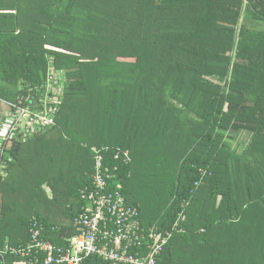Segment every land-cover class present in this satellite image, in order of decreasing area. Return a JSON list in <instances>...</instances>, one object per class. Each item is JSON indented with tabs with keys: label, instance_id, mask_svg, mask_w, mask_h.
<instances>
[{
	"label": "trees",
	"instance_id": "trees-1",
	"mask_svg": "<svg viewBox=\"0 0 264 264\" xmlns=\"http://www.w3.org/2000/svg\"><path fill=\"white\" fill-rule=\"evenodd\" d=\"M0 99L55 122L3 145L0 249L76 233L95 146L145 227L179 221L158 264H264V0H0Z\"/></svg>",
	"mask_w": 264,
	"mask_h": 264
},
{
	"label": "built area",
	"instance_id": "built-area-1",
	"mask_svg": "<svg viewBox=\"0 0 264 264\" xmlns=\"http://www.w3.org/2000/svg\"><path fill=\"white\" fill-rule=\"evenodd\" d=\"M62 76V71L50 73L51 89ZM58 95L54 96L55 104L60 103ZM21 102V99L18 103L5 102L4 115L8 119L5 118L7 123L4 121L0 127L1 156L3 145L11 143L15 137L23 134L25 140L43 126L55 123L48 99L43 108L35 110ZM25 119L29 133L23 127ZM91 150L94 172L90 186L79 190L83 204L72 220L76 233L66 237L63 244H56L44 237L48 229L46 224L32 216L28 223L29 241L17 246L7 241L0 249L3 261L6 254H12L17 258L14 264H158L159 256L172 237L183 231L179 221L171 228L145 227L139 208L128 204L123 184L115 182L119 178L118 162L130 163V152L114 150L108 158V147L93 146ZM180 216L184 218L183 214ZM57 229L59 226L52 227V230Z\"/></svg>",
	"mask_w": 264,
	"mask_h": 264
},
{
	"label": "rangeland",
	"instance_id": "rangeland-1",
	"mask_svg": "<svg viewBox=\"0 0 264 264\" xmlns=\"http://www.w3.org/2000/svg\"><path fill=\"white\" fill-rule=\"evenodd\" d=\"M3 104H4V107H2V109L0 108V115H1L0 124H1V126H2L3 122L5 121V118L8 119L7 116L4 115L6 112V105H5V103H3ZM3 108L5 110L4 112H2ZM1 112H2V114H1ZM9 117H11V116H9ZM4 123H7V122L5 121ZM26 126H27V119H25V121L23 122V127L29 133L30 132L29 128H26ZM250 138H251V133H249V132H243V133L235 134L233 136V139H232V144L234 147H237L238 150H242V148H244L246 145H248V143L250 142ZM9 146H11V143L7 144L8 148H9ZM0 147H2V144H0ZM0 158H1V151H0ZM0 201H1V195H0ZM0 207H1V203H0Z\"/></svg>",
	"mask_w": 264,
	"mask_h": 264
},
{
	"label": "crops",
	"instance_id": "crops-1",
	"mask_svg": "<svg viewBox=\"0 0 264 264\" xmlns=\"http://www.w3.org/2000/svg\"><path fill=\"white\" fill-rule=\"evenodd\" d=\"M3 103H5L4 101H2L1 99H0V108L2 109V107H4V104ZM5 110H4V108H3V110H2V112H4ZM2 112H1V114H2ZM0 117H1V115H0ZM0 122H1V118H0ZM0 126H1V124H0ZM43 132H41V133H39V135L40 134H42ZM10 147V146H9ZM5 175V166H4V164L3 163H1V160H0V181L2 180V178H3V176ZM46 190L48 191V189L46 188ZM52 196V195H51ZM0 203H1V201H0Z\"/></svg>",
	"mask_w": 264,
	"mask_h": 264
},
{
	"label": "water",
	"instance_id": "water-1",
	"mask_svg": "<svg viewBox=\"0 0 264 264\" xmlns=\"http://www.w3.org/2000/svg\"><path fill=\"white\" fill-rule=\"evenodd\" d=\"M0 264H4L3 257L1 254H0Z\"/></svg>",
	"mask_w": 264,
	"mask_h": 264
}]
</instances>
